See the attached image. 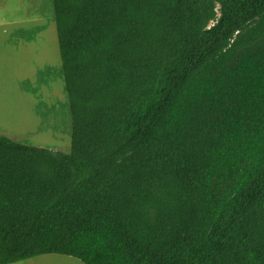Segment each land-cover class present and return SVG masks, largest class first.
<instances>
[{
  "label": "trees",
  "instance_id": "16d2710c",
  "mask_svg": "<svg viewBox=\"0 0 264 264\" xmlns=\"http://www.w3.org/2000/svg\"><path fill=\"white\" fill-rule=\"evenodd\" d=\"M54 11L71 150L0 135V264H264V0Z\"/></svg>",
  "mask_w": 264,
  "mask_h": 264
},
{
  "label": "rangeland",
  "instance_id": "374dc122",
  "mask_svg": "<svg viewBox=\"0 0 264 264\" xmlns=\"http://www.w3.org/2000/svg\"><path fill=\"white\" fill-rule=\"evenodd\" d=\"M0 135L55 151L71 150L72 117L54 0H0ZM9 264L85 263L68 255L43 254Z\"/></svg>",
  "mask_w": 264,
  "mask_h": 264
}]
</instances>
